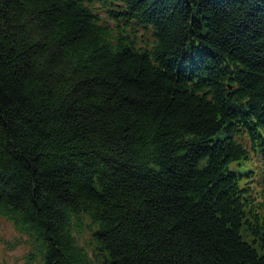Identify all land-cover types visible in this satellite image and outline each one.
<instances>
[{"label":"trees","instance_id":"1","mask_svg":"<svg viewBox=\"0 0 264 264\" xmlns=\"http://www.w3.org/2000/svg\"><path fill=\"white\" fill-rule=\"evenodd\" d=\"M1 218L39 264H264V0H0Z\"/></svg>","mask_w":264,"mask_h":264},{"label":"rangeland","instance_id":"2","mask_svg":"<svg viewBox=\"0 0 264 264\" xmlns=\"http://www.w3.org/2000/svg\"><path fill=\"white\" fill-rule=\"evenodd\" d=\"M109 23L107 15L103 12L100 14ZM140 33V38L146 40ZM140 45L142 42H139ZM84 242L89 238V232L85 230L83 234ZM32 251V244L28 235L21 233L16 229L15 225L6 218L0 219V262L1 264H39L40 257L31 261L30 253Z\"/></svg>","mask_w":264,"mask_h":264}]
</instances>
